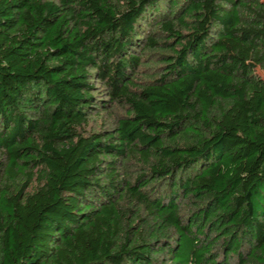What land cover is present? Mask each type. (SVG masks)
Segmentation results:
<instances>
[{"label":"trees","instance_id":"obj_1","mask_svg":"<svg viewBox=\"0 0 264 264\" xmlns=\"http://www.w3.org/2000/svg\"><path fill=\"white\" fill-rule=\"evenodd\" d=\"M0 264H264V0H0Z\"/></svg>","mask_w":264,"mask_h":264},{"label":"rangeland","instance_id":"obj_2","mask_svg":"<svg viewBox=\"0 0 264 264\" xmlns=\"http://www.w3.org/2000/svg\"><path fill=\"white\" fill-rule=\"evenodd\" d=\"M104 118L108 119L106 116ZM103 122H104V120L102 117L92 118L90 125H89V128L90 129H99L101 126H103Z\"/></svg>","mask_w":264,"mask_h":264}]
</instances>
